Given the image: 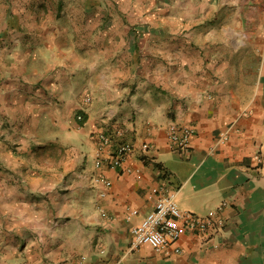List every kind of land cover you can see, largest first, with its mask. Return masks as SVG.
I'll use <instances>...</instances> for the list:
<instances>
[{
  "label": "crops",
  "instance_id": "crops-1",
  "mask_svg": "<svg viewBox=\"0 0 264 264\" xmlns=\"http://www.w3.org/2000/svg\"><path fill=\"white\" fill-rule=\"evenodd\" d=\"M19 1L17 25L0 0V264H264V0ZM102 131L134 145L108 188ZM166 181L225 220L170 256L131 234Z\"/></svg>",
  "mask_w": 264,
  "mask_h": 264
},
{
  "label": "built area",
  "instance_id": "built-area-1",
  "mask_svg": "<svg viewBox=\"0 0 264 264\" xmlns=\"http://www.w3.org/2000/svg\"><path fill=\"white\" fill-rule=\"evenodd\" d=\"M77 119L84 122L85 115L79 113ZM195 132V128L191 125H171L169 135L172 146L176 149L187 148ZM98 140V152L94 163L96 174H93L92 179L96 186L104 185L108 188L112 182L101 172H98L99 169L107 165L113 169L124 168L127 172H132V168L124 167V163L132 152L134 145L119 143L116 144L115 148H112L115 144L114 135L107 131L100 132ZM142 147L145 151L149 146L143 144ZM256 159L264 165V151L258 152ZM167 177L163 176V179ZM168 182L166 181V184L156 187L154 191L156 197L155 207L131 228L133 247L147 244L155 251L166 256L182 252L181 239L184 233H218L225 225V220L220 214L223 205L208 214L182 210L177 204V192L169 186ZM133 213L136 214L137 211L134 210Z\"/></svg>",
  "mask_w": 264,
  "mask_h": 264
},
{
  "label": "rangeland",
  "instance_id": "rangeland-1",
  "mask_svg": "<svg viewBox=\"0 0 264 264\" xmlns=\"http://www.w3.org/2000/svg\"><path fill=\"white\" fill-rule=\"evenodd\" d=\"M7 3L9 5L8 12H9L10 16H11V14L16 15V17H10L8 22L18 25L19 11H21L20 1L19 0H7ZM44 3H46L47 5H49L52 8L51 3H49L48 1L45 0ZM94 3L97 4L96 2H94ZM151 3H152V7L154 9H161V7H164V0H157V1L156 0H152V1H147L145 3H142V4H147L148 8H150ZM122 4L123 3L120 2V1L119 2H114L113 1L111 3L108 2V1L100 2V5H102L105 9H110V10H112L114 12L121 10L123 8ZM123 5L127 7V1H126V4H123ZM112 18H113L112 16H109L106 19V22L111 20ZM118 19L120 21H124V22L126 20L125 18L124 19L123 18H118Z\"/></svg>",
  "mask_w": 264,
  "mask_h": 264
}]
</instances>
